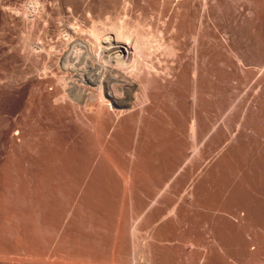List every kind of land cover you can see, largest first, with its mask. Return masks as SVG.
<instances>
[{"label": "bare ground", "instance_id": "bare-ground-1", "mask_svg": "<svg viewBox=\"0 0 264 264\" xmlns=\"http://www.w3.org/2000/svg\"><path fill=\"white\" fill-rule=\"evenodd\" d=\"M0 264H264V0H0Z\"/></svg>", "mask_w": 264, "mask_h": 264}, {"label": "rangeland", "instance_id": "rangeland-1", "mask_svg": "<svg viewBox=\"0 0 264 264\" xmlns=\"http://www.w3.org/2000/svg\"><path fill=\"white\" fill-rule=\"evenodd\" d=\"M4 2H5V3H7V2H8V0H4ZM5 5H6V6H5ZM5 5H4V6H5V7H7V5H8V4H5Z\"/></svg>", "mask_w": 264, "mask_h": 264}]
</instances>
